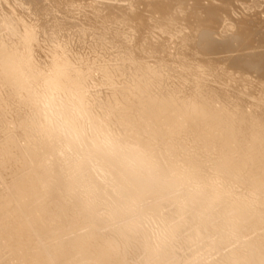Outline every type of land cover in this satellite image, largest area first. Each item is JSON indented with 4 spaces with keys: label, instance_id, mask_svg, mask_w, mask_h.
I'll list each match as a JSON object with an SVG mask.
<instances>
[{
    "label": "bare ground",
    "instance_id": "6f19581e",
    "mask_svg": "<svg viewBox=\"0 0 264 264\" xmlns=\"http://www.w3.org/2000/svg\"><path fill=\"white\" fill-rule=\"evenodd\" d=\"M119 1L0 0V235L40 248L0 264H264V82L252 114L233 97L217 104L257 54L226 57L231 19L217 41L194 9L176 22L188 0ZM250 22L230 27L236 41L251 42Z\"/></svg>",
    "mask_w": 264,
    "mask_h": 264
},
{
    "label": "rangeland",
    "instance_id": "374dc122",
    "mask_svg": "<svg viewBox=\"0 0 264 264\" xmlns=\"http://www.w3.org/2000/svg\"><path fill=\"white\" fill-rule=\"evenodd\" d=\"M105 1V0H104ZM209 1V0H208ZM208 1H205V0H199L198 1V3L197 4H194V1L193 0H188V9H187V15H185L186 13H184V14H182L183 16L181 17V14H178L177 15V19H179V17H180V21L179 20H177L176 22H178V23H181L182 24V22H183V24H185V23H187V24H189L192 20L191 19H194V17H193V15L195 16V17H200L201 19H202V17L204 18L203 20H205L204 22L206 23V21L207 22H209V25H211V27L213 26V28H216V30H214V31H212V35H214V33H215V35H217V34H219V32H218V30H222V31H226L225 29L227 28V26H229L231 23H233V24H231L229 27H228V32L230 31V32H232L231 31V26L233 25V26H235V27H233L232 29L233 30H235V31H233V35L235 34V33H239V32H243V31H239V32H237V30H241L242 28H244V29H246L245 27H243V26H240V28L238 27V25H241L242 23H243V21H251L252 19H254V20H252L251 22H250V24L252 25V23H255L256 21L258 22V25L259 24H261V25H259L260 27L258 28V25H256L257 26V30H263L264 31V29L262 28V27H264V23H263V26H262V23H259V21L261 20V19H263V17H264V5H262V3L264 4V2H261V4L260 3H258V0H257V2H256V0H230V4H232V11L233 10H235L234 12H232L231 11V9H229V11L228 10H224V9H222L221 7H219L218 5L221 3V1H223V0H214L215 2L213 3V2H211L212 3V6L210 5L211 3H209ZM245 2V1H247L246 3H247V5L245 4V7L247 6L248 7V5H250L247 9L245 8V7H243V2ZM253 1H254V3H253ZM261 1V0H260ZM264 1V0H263ZM86 2H88V1H86ZM119 2H121V0L119 1ZM240 2H242V3H240ZM256 2V3H255ZM116 3V2H115ZM122 3V5L124 4V5H126L127 4V2H125V1H123V2H121ZM121 3H119V4H121ZM240 4L242 5V6H240ZM254 4H257V6H259L260 7V9H259V7H258V11H256L257 9H256V5H254ZM221 5V4H220ZM255 7H254V6ZM260 5H262V6H260ZM142 6H144L142 3L141 4H139V7H142ZM197 6V7H196ZM218 6V7H217ZM206 7H207V9H206ZM241 7H243V8H245V10L247 11L248 10V13L244 10V9H242ZM250 7H251V10H250ZM252 7H253V10H254V8H255V12H252L253 10H252ZM218 8V10H217V15H215V12H216V9ZM234 8V9H233ZM190 9V10H189ZM191 9H192V11H191ZM193 9H194V12H196V13H194L193 12ZM210 9V10H209ZM219 9H222V10H224V11H222V10H220L219 11ZM189 10V11H188ZM198 10V11H197ZM242 10H243V12H242ZM211 11V12H210ZM212 11H214L213 13H212ZM250 11V12H249ZM191 12L192 14H189V13ZM219 12V13H218ZM225 16V14H226V17H224L223 15H221V13ZM224 12H225V14H224ZM229 13L230 14V16H231V18L230 17H228L227 18V13ZM252 12V13H251ZM240 15H239V14ZM245 13V18H246V15H247V17H248V19L246 18V20L244 19V17H243V14ZM247 13V14H246ZM53 14V13H52ZM150 13L148 12V11H146V10H143V17H147V15H149ZM248 14H249V16L251 15V17H249L248 16ZM145 15V16H144ZM180 15V16H179ZM190 15V16H189ZM192 15V16H191ZM219 15H220V18H219ZM238 15V17H239V19H238V17L236 18V16ZM187 16V17H186ZM216 16V17H215ZM221 16H223V19L225 18V22H224V20L221 18ZM49 17H51V16H49ZM235 18V20H237L238 19V21H236V23H237V25H236V23L235 22H233L234 20H232L233 18ZM242 17H243V21L241 20L242 19ZM187 18V19H186ZM207 18L209 19V20H207ZM145 18H143V20H144ZM186 19V20H185ZM220 19L224 22V23H222V21H220ZM229 19H231V20H229ZM255 19H257V20H255ZM181 20H183V21H181ZM189 20V21H188ZM191 20V21H190ZM212 20V21H211ZM218 20V21H217ZM230 21V23H229V25H227L228 23L227 22H229ZM239 20H241V21H239ZM211 21V22H210ZM254 21V22H253ZM215 23V24H213V23ZM218 22V23H217ZM221 22V23H220ZM249 22H248V24H249ZM256 22V23H257ZM260 22H264V19L262 20V21H260ZM211 23V24H210ZM222 24H224L223 26H221ZM248 24H247V26L245 25V24H242V25H244V26H246V27H248ZM225 25H227V26H225ZM251 25H249V28H254V27H256L254 24L252 25V26H254V27H251ZM216 26V27H215ZM217 26H218V29H217ZM220 26H221V28H220ZM237 26V27H236ZM262 26V27H261ZM226 27V28H225ZM242 27V28H241ZM223 28H224V30H223ZM235 28H237V29H235ZM244 29H242V30H244ZM189 30V29H188ZM188 30H186V31H188ZM213 30V29H212ZM259 31H256V29H255V34H253V37H254V39H253V37H251L252 39H251V42L249 41H243L242 39H237V41H236V39L234 38V37H232V33H230L229 32V34H231V37H230V35H227V33L228 32H226V36H228V42H230V44L228 43L227 45H226V48H225V52H224V54L225 55H227L226 57H231V58H233V57H237V56H239V55H241V53L242 54H245V52H240V49L242 50V49H244L245 50V46H246V50L245 51H247L248 50V52H246L247 54H245V55H248V54H250L249 52H251V51H253V55H254V57L256 58V55L255 54H257V59H254L255 60V63L256 62H258L259 64H257L258 65V68L260 67V69L262 70V73H261V71H260V69H259V71H260V73L261 74H263V75H261L259 72V75H258V73L256 72V74H257V77L256 76H254V74H255V71H257L258 70V68H257V70H255V68H254V71H253V68H251L250 69V67H248L247 65H246V62L245 61H240L239 62V67H235L236 69H238L239 68V71L237 72H235L236 74V77H237V80H235L234 81V79H232V81H234V82H232L231 80V82L229 83V84H231V86H230V88H229V90L225 93V97H224V99H220V98H218V100L220 101V102H218L217 104H224L225 105V107H226V109H227V104H225V103H227L228 101H230L229 99H232V97H233V99L232 100H234L235 99V101H241L242 102V107H244L245 108V110L246 111H248V114H252V113H250V111H252L253 109H254V101H253V99H251L252 97L251 96H254V95H256V93H257V91L260 89V88H263V87H261L260 85L262 84V82H264V61H263V63H262V60L261 59H263L264 58V45L263 44H261V37L259 38V37H257V39L255 38L256 36H262V32H261V34H260V32ZM216 32H218V33H216ZM211 33V32H210ZM210 33H208L209 35H210ZM258 35H257V34ZM206 34V33H205ZM225 34V32H223V35ZM158 35V34H157ZM156 35V36H157ZM165 35V34H164ZM214 35V40L215 41H217V39H219L220 38V36L222 35V32L219 34V36H215ZM256 35V36H255ZM159 36V35H158ZM165 36H167V34L165 35ZM264 36V35H263ZM219 37V38H218ZM230 37V38H229ZM232 38V39H231ZM156 38H155V35L153 34V37L152 38H150V41H153V40H155ZM221 39V38H220ZM229 39H230V41H229ZM234 39V40H233ZM264 39V38H263ZM163 40H166V37H165V39H163ZM253 40V41H252ZM255 40H257L256 41V43L254 44V42H255ZM258 40L260 41V43H258ZM176 41V40H175ZM232 41V42H231ZM180 42V41H179ZM244 44H243V43ZM169 43V46H171V44L173 43L174 44V46L172 45L171 47H169L168 46V48H167V52L166 53H168V52H170V53H168V55H165V53H163V55L164 56H168L167 58L170 60V58H172V56L170 57L169 56V54H173L174 52L176 53L177 51H178V42L176 43V42H174V41H167V44ZM242 43V44H241ZM264 43V42H263ZM259 44H261V45H263V47L261 46L260 47V45ZM248 45H250V46H248ZM243 46V47H242ZM234 47H236L235 48V51H238V52H234ZM249 47V48H248ZM259 47V48H258ZM171 48V50L169 51L168 49H170ZM173 48V49H172ZM228 48H230V49H228ZM252 48H254V50L252 49ZM176 49V50H175ZM228 49V50H227ZM258 49H260V50H262V51H257V53H255L256 52V50H258ZM174 51V52H171V51ZM230 50V51H229ZM249 50H251V51H249ZM186 52H188V55L191 53L189 50H186ZM227 52V53H226ZM261 52V53H260ZM220 53V51H219V47L217 48V47H215V49H213L211 52H210V56L212 57V58H215L216 59V57H218L219 58V56L221 55V54H219ZM232 53H233V55H234V53H236L235 54V56H232ZM237 53L239 54V55H237ZM259 53H260V55H259ZM187 54V53H186ZM251 54H252V52H251ZM250 54V55H251ZM187 55V56H188ZM263 56V58H262V56ZM259 56V57H258ZM190 57H192V56H190ZM253 57V58H254ZM230 58V59H231ZM264 60V59H263ZM171 61V60H170ZM149 63H153V61H151V62H149ZM231 63H233V60H231L230 61V64H229V62L227 63H223V64H225V66H219V67H217L216 69H215V73L217 74V72H218V74L219 73H222V75L220 74L219 76H217V77H215V78H219L218 80H225L226 78H227V74H228V72H230V71H233V70H235V68H234V66L233 65H231ZM242 63V64H241ZM243 63H244V65H243ZM262 64V65H261ZM231 66H233V67H231ZM245 66H247L248 68H246ZM227 68H229V69H227ZM232 68H234L233 70H231ZM222 69H227L226 70V75L224 74L225 72L222 70ZM249 69V70H248ZM217 70V71H216ZM219 70V71H218ZM221 71V72H220ZM224 73H223V72ZM241 72H244L243 74L241 73ZM217 74V75H218ZM240 74V75H239ZM248 74H249V76H250V78H253V79H251L252 81H251V83L249 84V85H247V89H244L245 87L244 86H242V85H244L243 84V82H241V80L239 79V77L241 76H248ZM254 76V77H252V76ZM223 76H224V78H223ZM221 78V79H220ZM238 79L240 80L239 82L240 83H237L236 81H238ZM253 82V83H252ZM233 83H236V84H233ZM259 83V84H258ZM252 84V85H251ZM235 85V86H234ZM259 85V86H258ZM246 86V85H245ZM237 88V89H236ZM243 90H247L248 92H246V94L247 95H241L240 93L241 92H243ZM243 93H245V92H243ZM239 95V96H238ZM261 95H263L264 96V92L261 94ZM234 96H236V98H234ZM249 96H250V98H249ZM216 104V103H215ZM216 104V105H217ZM233 107H230V109H232ZM195 121V117H192V123ZM117 132H120L119 130L117 131ZM13 159L11 160H9V162H7L6 164V166H5V169H7V170H10V166H12L13 165ZM12 163V164H11ZM14 166H12V168H13ZM56 169V167L53 165V167H52V169L51 170H49V171H52V173H54V170ZM26 171V170H25ZM24 171V172H25ZM22 174L24 173V172H22V171H20ZM20 172H17L16 174H15V177L17 178L18 176H20L21 175V173ZM20 173V174H19ZM19 174V175H18ZM22 184H23V186H24V183H19V187L21 186L22 187ZM2 184L0 183V186H1ZM49 216H50V214H48ZM47 217V216H46ZM86 225V226H85ZM83 224V227H87V228H84V229H89V227H88V224ZM108 226V225H107ZM111 227H109L108 226V228L106 229V226L104 227L103 226V228L101 229V230H103V231H107V230H109L110 228H112V226H116V224H114V225H110ZM80 230L81 229H83L81 226H80V228H79ZM78 229V232H72V231H70V232H72V233H70V232H68V231H64L63 230V232H65L64 233V236H66L65 238H67L68 239V237H70L69 235H71V237H72V235L73 234H76V233H83L82 231H80ZM83 229V231H87V230H84ZM62 231V230H61ZM58 233V232H57ZM67 233V235H65ZM70 233V234H69ZM4 235H0V247H5L6 245H3V244H5V240L7 241V244H9V249H7V250H1V252H4L3 254H5V255H2V257H1V259L0 260H2V259H5V258H7L8 257V254H11V253H14V252H17V253H20V254H23V255H32V254H36L37 252H39V245H38V242H36V238H34V237H32V236H28V238L25 240V241H23L22 243H16V244H13L12 242V244H10V241L12 240L11 239V237H9V238H2ZM45 235H43L42 237H44ZM62 234L60 235V237L58 236V235H51V237H46V238H43L42 239V243L44 244L45 243V245L47 246H50V245H53L54 243H57L60 239H62V237H64ZM68 236V237H67ZM74 236V235H73ZM53 237V238H52ZM59 240H58V239ZM69 239H73V238H69ZM79 238L77 237V238H75V241L74 240H72V242H70L69 243V245H71V243L73 244L72 245V250H77V246L80 244L78 241H80L81 242V240H82V242L81 243H83V240H84V238H80L81 240H78ZM76 240H77V242H76ZM75 242H76V244L77 245H75ZM9 259V258H8ZM34 263L35 264H47L48 262L44 259V257L42 256V255H38V257L34 260ZM80 264V263H79Z\"/></svg>",
    "mask_w": 264,
    "mask_h": 264
}]
</instances>
